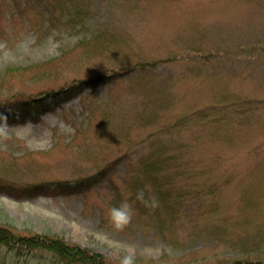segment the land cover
I'll list each match as a JSON object with an SVG mask.
<instances>
[{"label": "rangeland", "instance_id": "374dc122", "mask_svg": "<svg viewBox=\"0 0 264 264\" xmlns=\"http://www.w3.org/2000/svg\"><path fill=\"white\" fill-rule=\"evenodd\" d=\"M39 1L0 0V103L79 87L35 121L3 117L0 226L107 264H264V0H88L85 29ZM162 147L181 174L160 170L158 191L141 161ZM93 174L81 193L43 188ZM142 176L154 207L136 198ZM0 264L73 263L0 242Z\"/></svg>", "mask_w": 264, "mask_h": 264}, {"label": "trees", "instance_id": "16d2710c", "mask_svg": "<svg viewBox=\"0 0 264 264\" xmlns=\"http://www.w3.org/2000/svg\"><path fill=\"white\" fill-rule=\"evenodd\" d=\"M42 2V3H41ZM40 5L42 6V9L44 10L43 14L48 16V21L50 23H53V25H57L58 22H60L61 17H64L67 19L68 24L70 27L79 26V29L86 28L88 18H89V10L87 9V6H92L88 0H40L37 3V6L39 8ZM47 13V14H46ZM40 12L38 13V16H40ZM42 15V14H41ZM50 15H59L57 17H51ZM103 37L105 32H100ZM97 35V34H96ZM95 35V36H96ZM122 39H120L119 42L117 36L111 37V41L119 44ZM106 49V47H105ZM106 76H104V80ZM76 89H78V85H75ZM74 86H71L69 88H62L59 90H54L48 93H44L41 96L37 97H31L29 99L25 100H17L13 101L12 103H0V124L1 120L4 116L7 118H10V122H24L26 119H32L36 120L39 118V116L49 109H52L56 105H58L60 102H63L64 100H67L71 97H73L76 93L74 92ZM165 147L160 148L161 150H157L154 152L149 153L148 157L144 158L141 161L142 171L145 176H150L152 178V183H154V188H156L158 191H161L160 187L162 185V180L159 179V171H168L170 167L173 168L177 176H180L181 169H179V158L176 155L170 154ZM168 152V153H167ZM89 156H93V153L88 152V155H83L82 159H86ZM107 165V164H106ZM101 175V174H100ZM99 174H94L91 177L84 179L82 181H77V184H66L63 186H59L58 190L59 192L62 191H74V190H83L85 187L89 185H93L99 180H102L103 178L98 177ZM142 176L141 178H136L139 182L138 189L136 191V195L140 190H143L145 193V199L149 198L146 194L145 190V182L146 177ZM12 188H9L11 192L14 193L15 190H21L25 191V189H19L14 185H11ZM16 192V191H15ZM186 192V193H185ZM183 193H180L177 196H173L172 202L170 206H167V210L170 213L169 215L172 217L174 216L173 212L174 209H176L174 203L175 202H182L185 200V197H188L190 194V198L193 196L192 193L189 191H185ZM188 192V193H187ZM148 193V192H147ZM21 193H18L20 195ZM161 195V194H160ZM157 198H159L157 196ZM162 199L168 198L167 196ZM166 200V199H165ZM175 200V201H174ZM156 201V199H155ZM168 201V200H167ZM174 201V203H173ZM173 204V205H172ZM176 211V210H175ZM0 242L5 243L11 248H28L31 249L33 247H41V248H47L53 253H55L57 256H59L62 260H66L70 263H79V264H107L104 260L103 255L100 253L91 251L89 249L83 248L81 246L75 245V244H69L63 239L60 238H54V237H47L44 236L43 239H38L35 237H27L26 235H18L11 231L10 229L0 226ZM217 264H262L261 260L257 261H242L237 260L232 263H217Z\"/></svg>", "mask_w": 264, "mask_h": 264}, {"label": "clouds", "instance_id": "9594fccd", "mask_svg": "<svg viewBox=\"0 0 264 264\" xmlns=\"http://www.w3.org/2000/svg\"><path fill=\"white\" fill-rule=\"evenodd\" d=\"M137 200L141 201L146 207H154L155 206V197L150 196L148 199H145V193L143 190H140L136 196ZM133 217V209L132 205L127 201L122 202L119 207H113L109 210V219L114 226V228L118 230H123L127 227ZM123 264H131V259L126 258Z\"/></svg>", "mask_w": 264, "mask_h": 264}]
</instances>
